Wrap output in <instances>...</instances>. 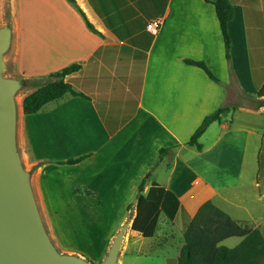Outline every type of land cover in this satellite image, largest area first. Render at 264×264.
Returning a JSON list of instances; mask_svg holds the SVG:
<instances>
[{"label": "crops", "instance_id": "0c3cea01", "mask_svg": "<svg viewBox=\"0 0 264 264\" xmlns=\"http://www.w3.org/2000/svg\"><path fill=\"white\" fill-rule=\"evenodd\" d=\"M76 2L100 34L67 0L12 5L17 76L34 78L80 63L81 70L66 80L89 97L66 96L21 121L19 142L35 169L40 209L56 246L62 244L59 211L89 209L98 220L117 211L121 225L149 172L145 191L156 181L178 196L173 225L180 231L208 200L241 222L226 208V192L243 179L248 156L262 162L264 155V108L241 102L256 96L254 70L264 80V0H236L227 27L230 62L214 5L205 0ZM155 18L164 20L152 35L146 24ZM184 59L203 61L221 83ZM221 106L230 110L199 138L201 150L188 145L203 118ZM108 126L116 132L110 134ZM162 148L171 151L158 161ZM87 153L76 164L56 163ZM228 163L236 173H228ZM259 175L260 167L248 174L258 189ZM222 176L238 182L217 180ZM79 186L95 196L76 193ZM130 211L132 225L135 208ZM131 225L132 239L139 233ZM95 252L86 255L99 261L105 246Z\"/></svg>", "mask_w": 264, "mask_h": 264}, {"label": "trees", "instance_id": "16d2710c", "mask_svg": "<svg viewBox=\"0 0 264 264\" xmlns=\"http://www.w3.org/2000/svg\"><path fill=\"white\" fill-rule=\"evenodd\" d=\"M67 1L80 14L87 28L96 34H100L76 0ZM205 1L214 5L224 40L225 57L230 62L231 39L227 27L234 17L236 0ZM184 62L202 68L210 79L221 83L203 61L184 59ZM81 68L82 65L80 63H72L58 71L34 77L33 79L37 80L39 84L35 90L24 96L22 100L23 114L38 113L47 104L60 101L66 96H79L88 99L87 95L77 90L66 80L67 76L80 71ZM254 78L257 88L255 95L259 98L264 97L263 76L259 80V76L254 70ZM226 110H230V107L221 106L206 115L191 135L187 144L201 150L202 145L199 142V138L211 123L220 120L222 113ZM116 130V128L108 126L110 134H114ZM262 146L264 150V138ZM170 151L171 148L160 149L158 161L169 154ZM90 155L91 153L82 154L64 161H57L56 163L76 164ZM150 175L151 173L149 172L140 180L136 190L135 202L128 204L126 207L127 212L135 208L131 229L145 238H152L156 235L162 214L173 225L174 218L180 207L178 196L156 181H151L145 191ZM75 192L95 196L93 191L83 186L77 187ZM231 237H239L241 241L238 245L231 248L222 244L224 240ZM183 239L184 243L179 251L176 264H264L263 232L258 227L251 226L250 223L234 220L211 200L204 202L198 208L183 232Z\"/></svg>", "mask_w": 264, "mask_h": 264}, {"label": "water", "instance_id": "95a60500", "mask_svg": "<svg viewBox=\"0 0 264 264\" xmlns=\"http://www.w3.org/2000/svg\"><path fill=\"white\" fill-rule=\"evenodd\" d=\"M14 44L13 21L1 20L0 264H94L80 254L61 252L45 223L34 186L35 169L25 166L19 142L22 101L19 105L18 98L35 87L36 80L6 73ZM133 214L134 211L129 212L99 264H118Z\"/></svg>", "mask_w": 264, "mask_h": 264}, {"label": "rangeland", "instance_id": "374dc122", "mask_svg": "<svg viewBox=\"0 0 264 264\" xmlns=\"http://www.w3.org/2000/svg\"><path fill=\"white\" fill-rule=\"evenodd\" d=\"M13 1L14 0H0V21L6 19L14 20L12 13ZM15 54L16 52L14 49L7 59L6 73L17 76ZM38 84L39 83L36 80L35 87L24 91L19 96L20 101H22L24 95L35 90ZM246 100L249 103H245ZM241 102L242 104H248L249 106H255L258 104L257 106L264 108V99H258L256 96H243L241 97ZM22 117L23 112L20 109L19 138ZM20 148L23 153L25 166L30 167L31 165L24 155L22 144L20 145ZM249 149H251L250 146ZM259 162L260 161L254 157H247L242 170L244 176L243 179L237 184V187H234L231 190L228 189V192H226V196L230 202L226 204V208L236 216V219L241 222L250 223L251 226L258 227L264 234V155L262 156V162H260V165ZM259 167V178H261L262 181L260 183V188L258 189L251 185L252 177H249L248 174L253 173L254 168L256 169ZM228 173H236L235 167H232L231 163H228ZM217 180L228 181V184L230 182H233V184L238 182V179L232 177L225 179L224 176ZM261 194H263V197L258 198ZM96 213L97 211L89 209L85 210L84 208L78 210H63L57 213V215L63 217L60 221L59 229H57L62 240L60 247H57L61 252L70 251L72 253L80 254L94 264H99L101 260H103L110 244L108 243V238L113 232L117 233L122 220L119 219L120 217L118 216L117 211H105L106 214L110 213L109 217H106L105 220H103V217L98 220ZM125 214L128 215L129 213L124 211V215ZM44 216L48 223V218L45 212ZM55 216L53 217V220L59 218V216ZM127 231L118 264H176L180 247L183 244V231H180L178 226L172 225L168 222L163 214L160 217L156 235L152 238H145L136 234V237L131 239L128 238L129 232ZM240 241L241 238L239 237H231L224 240L222 244L231 248L238 245ZM103 246H105L106 252H103L99 261H97V257H88L86 255L91 250H94V253H96L95 251L100 250Z\"/></svg>", "mask_w": 264, "mask_h": 264}, {"label": "built area", "instance_id": "2783aa9c", "mask_svg": "<svg viewBox=\"0 0 264 264\" xmlns=\"http://www.w3.org/2000/svg\"><path fill=\"white\" fill-rule=\"evenodd\" d=\"M163 20V18H155L154 20L146 24V30L152 35L158 34L163 25Z\"/></svg>", "mask_w": 264, "mask_h": 264}, {"label": "bare ground", "instance_id": "6f19581e", "mask_svg": "<svg viewBox=\"0 0 264 264\" xmlns=\"http://www.w3.org/2000/svg\"><path fill=\"white\" fill-rule=\"evenodd\" d=\"M19 105L21 104L20 98H18Z\"/></svg>", "mask_w": 264, "mask_h": 264}]
</instances>
